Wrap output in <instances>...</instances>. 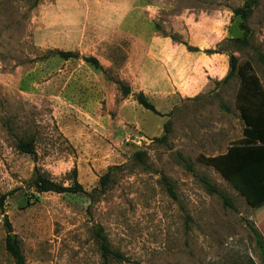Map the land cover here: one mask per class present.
<instances>
[{
	"label": "rangeland",
	"instance_id": "obj_1",
	"mask_svg": "<svg viewBox=\"0 0 264 264\" xmlns=\"http://www.w3.org/2000/svg\"><path fill=\"white\" fill-rule=\"evenodd\" d=\"M246 1L0 0V264H14L5 218L25 264H103L98 228L126 259L108 264H264L250 231L264 241V196L247 203L203 162L243 138L240 79L234 72L223 82L228 54L249 65L264 92V0H255L244 32L234 12ZM175 49L225 52L222 80L198 96L176 95L194 83L155 70ZM199 67L212 66L199 64L195 78ZM140 93L158 115L138 105ZM138 138L150 142L139 149ZM28 141L33 155L17 148ZM73 171L83 194L30 187L36 174L69 187Z\"/></svg>",
	"mask_w": 264,
	"mask_h": 264
},
{
	"label": "trees",
	"instance_id": "obj_2",
	"mask_svg": "<svg viewBox=\"0 0 264 264\" xmlns=\"http://www.w3.org/2000/svg\"><path fill=\"white\" fill-rule=\"evenodd\" d=\"M34 1L38 2L40 0ZM254 3L255 0H248L245 2L243 8L237 9L234 12L236 15L240 16L242 20L240 28L244 32L248 31L246 27V20ZM231 42L233 45L246 44L244 39H235L231 40ZM193 51L196 52L197 50ZM205 53L210 55L213 53L224 54L225 52L218 49L213 53L211 51H206ZM57 55H59L63 60L73 57L72 53L59 52ZM228 58L229 73L223 79V82L228 80L234 72L240 79V87L237 93V107L244 123L243 138L237 145L229 147L225 154L204 159L203 162L217 171L221 177L228 182L247 203L250 204L264 196V92L259 87L257 79L248 74L250 69L247 63L237 67L235 57L228 54ZM85 61L95 69H101L96 59L86 58ZM117 85L119 86V90L123 96L129 95V89L126 86L120 82H117ZM135 99L138 105L144 110L158 115L154 107L146 100L143 94L140 93L136 95ZM168 126L169 121L163 126L164 135L161 139L165 138ZM32 147V141L19 142L17 144L18 150L29 155L34 154ZM75 176V171H73L72 185L69 187H62L61 185L53 183L44 176L36 174L31 181L30 187L37 195L45 193L72 195L83 194L84 191L81 185L76 181ZM108 178L109 174H106L101 178L100 185L102 190H104ZM202 183L208 192L218 195L225 206L234 210L233 205L223 193L214 188L207 181L202 180ZM167 190L169 194L172 195L171 188L168 187ZM6 198V195L0 196V210L3 209ZM4 227L7 233L4 241V249L6 253L13 260L14 264H25L24 256L21 252L19 243L11 236L12 229L7 218L4 219ZM250 231L254 237L255 245L259 250L261 259L264 261V241L255 228L250 227ZM95 239L103 264H108L110 257L118 261L126 260L122 255L115 253L110 249L101 228L96 229Z\"/></svg>",
	"mask_w": 264,
	"mask_h": 264
},
{
	"label": "crops",
	"instance_id": "obj_3",
	"mask_svg": "<svg viewBox=\"0 0 264 264\" xmlns=\"http://www.w3.org/2000/svg\"><path fill=\"white\" fill-rule=\"evenodd\" d=\"M119 7L121 8L124 5V0H119ZM115 5H112L111 8L114 9ZM154 45H160L163 44L166 46V50L170 51V47L168 43H153ZM174 55L172 56H162L160 57V60L163 62V65H159L155 67V70L160 74H165V71H168L170 74H176L175 81H184L187 80L188 82H193L192 89H187L184 92L179 91L178 89L173 90L176 95H191V96H198L203 92V90L206 89V86L211 81H217L220 82L224 76L225 73V59L223 55L221 54H212V55H194L191 53H188L187 51H183L180 49H175L172 51ZM152 54V53H151ZM177 54V56H176ZM198 54V53H197ZM150 57V56H149ZM154 60V58H152ZM199 64H211L208 68L209 71L203 69L202 67H199L203 73V75L198 78H195V68L197 69V66ZM167 67V68H164ZM221 75L220 77H217V75ZM186 81V82H187ZM178 85V84H176ZM181 86L183 84H180Z\"/></svg>",
	"mask_w": 264,
	"mask_h": 264
},
{
	"label": "built area",
	"instance_id": "obj_4",
	"mask_svg": "<svg viewBox=\"0 0 264 264\" xmlns=\"http://www.w3.org/2000/svg\"><path fill=\"white\" fill-rule=\"evenodd\" d=\"M150 141L144 139V138H138L136 141H134V144L137 146V148L142 149L144 145H147Z\"/></svg>",
	"mask_w": 264,
	"mask_h": 264
},
{
	"label": "water",
	"instance_id": "obj_5",
	"mask_svg": "<svg viewBox=\"0 0 264 264\" xmlns=\"http://www.w3.org/2000/svg\"><path fill=\"white\" fill-rule=\"evenodd\" d=\"M12 236V235H11ZM13 237V236H12Z\"/></svg>",
	"mask_w": 264,
	"mask_h": 264
}]
</instances>
